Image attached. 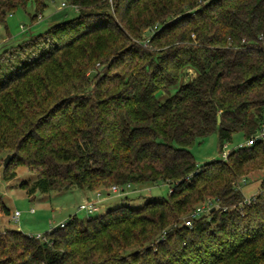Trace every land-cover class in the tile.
<instances>
[{"label":"trees","instance_id":"1","mask_svg":"<svg viewBox=\"0 0 264 264\" xmlns=\"http://www.w3.org/2000/svg\"><path fill=\"white\" fill-rule=\"evenodd\" d=\"M30 1L45 10V0H0V23ZM114 2L70 0L78 14L49 37L26 30L6 48L0 179L24 166L37 174L22 184L31 194L159 182L170 192L75 214L48 240L6 229L0 264H264V177L250 202L236 186L248 165L264 164V139L203 165L190 149L214 132L224 148L264 126V0ZM208 197L218 206L186 224ZM10 214L0 196V215Z\"/></svg>","mask_w":264,"mask_h":264},{"label":"rangeland","instance_id":"2","mask_svg":"<svg viewBox=\"0 0 264 264\" xmlns=\"http://www.w3.org/2000/svg\"><path fill=\"white\" fill-rule=\"evenodd\" d=\"M110 1L112 10H114L115 2L114 0ZM63 2L66 4H63ZM45 3V10L37 11L35 3L30 1L28 6L25 7L26 10L19 9L15 14L8 16L6 23H0V61L7 58L10 54V51L6 50V48L17 45L27 38L26 36L24 37L26 30L29 31L30 36L37 35L39 32L44 33L55 23L78 14L77 9L70 3V0H45ZM35 12H38V14L33 15ZM47 36L49 37L50 35L44 33L42 38ZM35 40H38V37ZM97 65L99 66V63ZM177 87L178 85L173 86L171 91H175ZM166 95L167 92L165 91H161L158 94L162 100L165 99ZM243 142H245V139L238 134L233 141L226 142L224 148H222L219 135L214 132L203 139L198 138L190 146V149L198 165H203L213 159L226 158L227 154L225 155L224 151L228 153L231 148ZM36 176L37 174L34 170L19 166L17 175L14 178L10 180L0 179V196L11 208L10 215H0V234L6 229L20 230L34 235L38 233L46 234L53 228L59 227L62 221H69L75 214L80 220H86L122 204L139 207L150 199H160L162 196H167L170 192L169 183L159 182L157 184H134L123 195L122 193L113 192L111 190L113 185L111 187H100L95 189V191L102 192L101 198L103 199L90 201L86 200L85 193L76 187L64 191H36L31 194L27 186L22 184L23 182L31 183ZM263 177L264 164L261 165L260 160L257 159L247 166L245 173L239 178L236 186L244 192L245 198H252L258 192ZM90 202L96 203L98 206L92 213L80 208ZM195 204L196 207L193 212L200 207L204 209L202 214H208L211 209L218 206V203L210 197ZM32 209L34 210L32 211ZM16 210L21 212L19 220L12 218ZM187 219H185V222Z\"/></svg>","mask_w":264,"mask_h":264},{"label":"built area","instance_id":"3","mask_svg":"<svg viewBox=\"0 0 264 264\" xmlns=\"http://www.w3.org/2000/svg\"><path fill=\"white\" fill-rule=\"evenodd\" d=\"M63 4H66L65 2H63ZM155 27H157V26H155ZM261 139H264V126L261 128V130H259L255 135H253L251 138H249L248 140H246L245 142H243V143H240V146H244V145H253V144H255L257 141H259V140H261ZM224 154L226 155L227 154V151H224ZM131 187V183H128L127 185H123V186H120V185H113L112 186V188H111V190L113 191V192H117V193H122V194H124V193H127L126 191L128 190V188H130ZM250 200H251V198H247L246 199V201L247 202H250ZM97 205H96V203H93V202H90V203H88L87 205H82L80 208L81 209H86V210H88V213H92L93 211H95L96 209H97ZM34 209H32V211H33ZM202 211H204V209H202V208H198V209H196L194 212H193V214H192V216L191 217H189L187 220H186V224H188V225H191L192 224V221H193V218H195V217H198V216H200L201 214H202ZM20 216H21V212L19 211V210H16L15 212H14V214H13V219L14 220H19L20 219ZM67 222H65V221H62L60 224H59V226H61V227H63V226H65V224H66ZM36 237H38V238H42V239H45V240H48L49 238L47 237V235H45V234H42V233H38V234H36L35 235Z\"/></svg>","mask_w":264,"mask_h":264},{"label":"crops","instance_id":"4","mask_svg":"<svg viewBox=\"0 0 264 264\" xmlns=\"http://www.w3.org/2000/svg\"><path fill=\"white\" fill-rule=\"evenodd\" d=\"M85 193L86 200H96L101 198L102 192H96L95 190L81 189Z\"/></svg>","mask_w":264,"mask_h":264},{"label":"water","instance_id":"5","mask_svg":"<svg viewBox=\"0 0 264 264\" xmlns=\"http://www.w3.org/2000/svg\"><path fill=\"white\" fill-rule=\"evenodd\" d=\"M220 119V118H219ZM13 158V154L11 153H8L6 155V157L4 158V162H3V165L1 167V173L4 174L9 162L11 161V159Z\"/></svg>","mask_w":264,"mask_h":264}]
</instances>
